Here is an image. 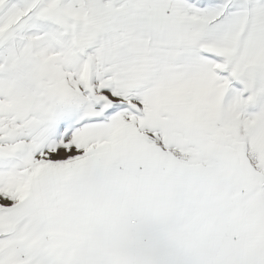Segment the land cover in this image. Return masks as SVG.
I'll return each mask as SVG.
<instances>
[{
	"label": "snow or ice",
	"instance_id": "snow-or-ice-1",
	"mask_svg": "<svg viewBox=\"0 0 264 264\" xmlns=\"http://www.w3.org/2000/svg\"><path fill=\"white\" fill-rule=\"evenodd\" d=\"M0 264H264V0H0Z\"/></svg>",
	"mask_w": 264,
	"mask_h": 264
}]
</instances>
